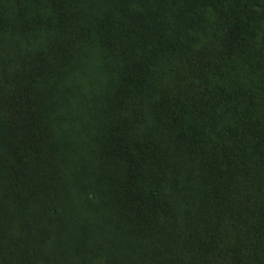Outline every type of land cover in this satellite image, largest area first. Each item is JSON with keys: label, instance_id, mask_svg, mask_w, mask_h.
Wrapping results in <instances>:
<instances>
[{"label": "trees", "instance_id": "trees-1", "mask_svg": "<svg viewBox=\"0 0 264 264\" xmlns=\"http://www.w3.org/2000/svg\"><path fill=\"white\" fill-rule=\"evenodd\" d=\"M0 264H264V0H0Z\"/></svg>", "mask_w": 264, "mask_h": 264}]
</instances>
